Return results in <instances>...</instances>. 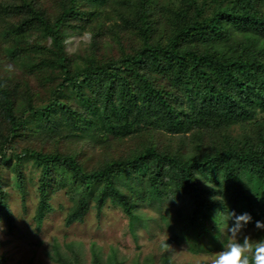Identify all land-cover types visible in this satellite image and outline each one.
<instances>
[{"label":"trees","instance_id":"obj_1","mask_svg":"<svg viewBox=\"0 0 264 264\" xmlns=\"http://www.w3.org/2000/svg\"><path fill=\"white\" fill-rule=\"evenodd\" d=\"M51 3L53 11L41 0H0V64L18 69L13 78L0 75L4 232L15 225L9 198L23 200L31 183L38 228L52 211L51 195L66 187L73 205L66 226L89 207L101 214L108 202L133 234L147 220L138 213L145 205L170 230L167 242L194 254L221 249L226 230L216 215L225 208L249 213V225L264 221V0ZM110 8L121 25L107 23ZM72 30L89 32L91 41L69 54ZM122 32L137 45L129 40L125 48ZM146 134L143 149L126 144L90 167L94 140ZM168 143L175 147L160 148ZM78 249L54 242L48 257L82 264ZM7 258L0 252V264ZM91 264L121 263L92 249Z\"/></svg>","mask_w":264,"mask_h":264},{"label":"rangeland","instance_id":"obj_2","mask_svg":"<svg viewBox=\"0 0 264 264\" xmlns=\"http://www.w3.org/2000/svg\"><path fill=\"white\" fill-rule=\"evenodd\" d=\"M41 1L44 2L46 8L53 11L54 7L51 0ZM159 1L157 0L158 3ZM97 7L102 9L98 5ZM112 11H118V9L110 8L104 11L105 16L110 17L107 19V23L121 25L122 22L113 16ZM155 19L158 22L161 20L159 13H157ZM161 21L164 22L163 19ZM121 37L125 48H127L129 40L131 44L137 45L138 39L134 35L130 36L129 33L122 32ZM90 41L91 34L89 32L72 30L65 37V49L67 53L72 54L89 45ZM112 50L116 54L115 48H112ZM17 73L16 66L6 62L0 64V75H9L13 78L15 77L14 74ZM36 83L37 80H30V85L33 88L32 92L38 90ZM147 137V134L145 136L128 137L124 139V144L122 142L107 144L99 139L94 140V144H92L93 154L89 162L90 167H96L103 161L108 152L115 153L120 151L123 146H125V149L127 146L133 149H143L146 146ZM186 138L181 137L180 145ZM167 145L172 146L171 143H168L160 148ZM129 152L131 153L133 150L127 151V153ZM31 165V163H26L24 169L27 176L35 178L38 171ZM31 184L28 185L27 195L23 200L17 194H13L8 200L15 225L11 229L10 235H7L4 232L5 230L0 233V240H6L0 250L1 253L7 250L6 264H53L48 257V252L52 250L54 242L61 246L64 244H72L73 247L78 246L79 253L82 256V264H91L92 249L96 251L102 261L108 259L111 253H115L121 264H161L164 257H167L172 264H208L210 255L220 250H203L199 251L198 254H194L188 250L186 244L176 245L173 242H167L170 238V230L159 220V212L145 205L139 207L138 213H142L147 220L143 225H136L133 234L128 229L127 218L120 211L110 208L108 202L101 214H97L95 208L89 207L82 221L76 220L66 226L68 209L73 206L69 195L67 196L69 190L66 187L58 188L51 195L50 205L52 211L45 215L42 224L38 228L34 218L37 196L35 195V188ZM22 201L24 204H22ZM0 222L3 223L4 229L7 228L8 225L4 217H0ZM243 232L254 239L264 238V230H257L255 224H247ZM201 241L206 242V238H201ZM209 246V244H206V249Z\"/></svg>","mask_w":264,"mask_h":264},{"label":"clouds","instance_id":"obj_3","mask_svg":"<svg viewBox=\"0 0 264 264\" xmlns=\"http://www.w3.org/2000/svg\"><path fill=\"white\" fill-rule=\"evenodd\" d=\"M216 216L220 217V223L226 230V239L221 249L210 255L208 264H264V238L254 239L243 232L252 221L251 215L247 212L237 214L225 208ZM255 228L264 230V221L256 220ZM4 230L0 222V233Z\"/></svg>","mask_w":264,"mask_h":264}]
</instances>
